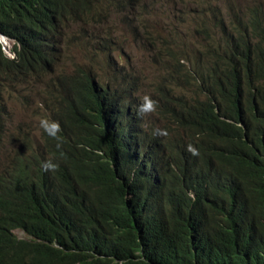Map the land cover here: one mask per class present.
I'll use <instances>...</instances> for the list:
<instances>
[{"label": "trees", "instance_id": "obj_1", "mask_svg": "<svg viewBox=\"0 0 264 264\" xmlns=\"http://www.w3.org/2000/svg\"><path fill=\"white\" fill-rule=\"evenodd\" d=\"M172 1L183 6L0 0V34L13 43V57L0 43V141L4 91L21 81H47L46 105L59 124L55 137L43 131L44 146L14 143L16 158L0 168V264H18L15 257L26 264H264V3L245 17L235 13L228 27L211 18L222 43L207 71L180 53L177 35L164 38L148 23L155 4L171 13ZM114 14L124 24L147 19V41L171 42L157 52L167 64L157 93L117 68L126 39L114 30ZM74 25L79 32L68 33ZM76 47L108 67L109 77L93 64L64 66ZM186 85L204 98L175 95ZM145 95L158 103L155 119L137 113ZM160 115L169 118L163 127ZM215 137L229 144L228 169L212 165L202 149ZM44 161L57 167L44 171Z\"/></svg>", "mask_w": 264, "mask_h": 264}, {"label": "rangeland", "instance_id": "obj_2", "mask_svg": "<svg viewBox=\"0 0 264 264\" xmlns=\"http://www.w3.org/2000/svg\"><path fill=\"white\" fill-rule=\"evenodd\" d=\"M181 2L183 3L182 7H179L176 1L171 2V13L166 10L169 8L164 7L162 3L155 4L154 6L159 10L152 11L156 16H153L148 23L152 30L158 31L164 38L170 34L177 35L178 40L176 41L181 44L180 53H187L194 66L200 70L210 71L215 61L214 46L217 47L222 43V40H219L218 31L212 28L211 18L223 17L228 27L229 21L235 13L240 17L244 16L243 13H247L249 8L254 7L257 3H264V0H181ZM149 4L151 3L149 2ZM113 18L114 30L126 39L123 43V52L119 54L120 57L114 56L117 68L121 69L124 77L126 74L137 75L150 93H157L166 77L165 69L167 68V64L160 61L157 52L165 44L171 42L159 38L147 41L146 34H144L147 26H143V22L146 24L147 19L137 24L134 18L129 24H124L120 22L122 18L120 15L114 14ZM208 26L210 27L208 28ZM206 28L208 29L206 30ZM79 30L74 25L68 33L73 34ZM7 41L11 48V40ZM68 54H70L68 60L61 59L62 63L65 61L64 66L67 63L69 65V62L72 61L80 64H93L86 58L87 54L81 47L71 49ZM165 60L171 62L168 56ZM92 69L105 78L109 77V75L107 76L108 67L103 70L100 65L94 63ZM46 83L44 78L35 79L32 83L25 80L14 87H7L4 91L7 121L3 124L5 130L0 141V168L16 158L14 143L19 147L23 145L27 147L28 141L31 142V145L41 144L44 130L39 126L40 120H53L52 105H46L48 101ZM174 93L175 95L184 93L186 97L192 98L191 103L195 99L204 98L201 92L195 94L187 85L183 89L174 88ZM2 94L0 92L1 97ZM15 233L20 238L25 237L20 230H16Z\"/></svg>", "mask_w": 264, "mask_h": 264}, {"label": "clouds", "instance_id": "obj_3", "mask_svg": "<svg viewBox=\"0 0 264 264\" xmlns=\"http://www.w3.org/2000/svg\"><path fill=\"white\" fill-rule=\"evenodd\" d=\"M0 37H2V39L5 41V43H2L0 41V43L3 46V50L9 57H13L10 52V49L12 47L9 48L8 41H7L10 39H8L2 34H0ZM144 89L148 92V95H149L150 94L149 90L146 88ZM148 95H145L142 97L141 103L138 105V108H137V113L138 115H144L146 118L155 119L157 117L156 116L157 107L159 106H158V103L152 98H150ZM159 119L160 121L156 124V126L160 125L161 127H163V124L169 121V118L165 115H160ZM39 126L40 128L44 130L46 134L52 137H55L57 132L59 131V124L55 121H50L48 119H41ZM134 129L139 130L137 123ZM153 134L163 136V135H166L167 133L165 130H162V129H154ZM41 144H42V141H41ZM57 147H59V144L57 145ZM152 147L154 149H160L159 140H154ZM202 149L205 151L206 156L209 159V161L212 163V165L228 169L229 163L231 161V156H230L231 149L229 147V144H227L222 138L215 137L214 139L209 140L207 143L202 144ZM188 151L191 152L193 155H196V149L193 148L192 145H188ZM143 157H145V159L147 158L152 159V152L150 151L144 154ZM56 167L57 165L53 163L52 161H44L41 164V168L44 171H53L55 170ZM244 184L245 183L242 180H239V187L236 192L237 194L242 191ZM232 186H233V182L223 190L230 191ZM14 259L16 260L18 264H26V259L23 257H15Z\"/></svg>", "mask_w": 264, "mask_h": 264}, {"label": "bare ground", "instance_id": "obj_4", "mask_svg": "<svg viewBox=\"0 0 264 264\" xmlns=\"http://www.w3.org/2000/svg\"><path fill=\"white\" fill-rule=\"evenodd\" d=\"M0 41L2 42V43H5V41L2 39V37H0ZM258 84V83H257ZM258 87V86H257ZM184 95V94H183ZM190 99V98H189ZM43 140V139H42ZM45 141V140H44ZM46 144V143H45ZM42 146H44L43 144H41ZM49 146V145H48ZM54 155V154H53ZM56 155V154H55ZM54 155V156H55ZM15 231V230H14Z\"/></svg>", "mask_w": 264, "mask_h": 264}]
</instances>
